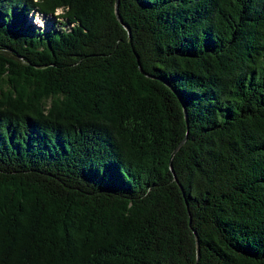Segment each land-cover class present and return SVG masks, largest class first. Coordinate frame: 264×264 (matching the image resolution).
<instances>
[{"label":"trees","instance_id":"obj_1","mask_svg":"<svg viewBox=\"0 0 264 264\" xmlns=\"http://www.w3.org/2000/svg\"><path fill=\"white\" fill-rule=\"evenodd\" d=\"M117 11L0 0V264H264V0Z\"/></svg>","mask_w":264,"mask_h":264},{"label":"water","instance_id":"obj_2","mask_svg":"<svg viewBox=\"0 0 264 264\" xmlns=\"http://www.w3.org/2000/svg\"><path fill=\"white\" fill-rule=\"evenodd\" d=\"M117 6H118V0H116V16H117L118 20L122 23V20H121V18H120V15H119V13H118V11H117ZM125 27H126V26H125ZM126 29L128 30L127 27H126ZM183 142H184V140H182V141L176 146V148L173 150V152L171 153V157H170V160H169L170 168L172 167V166H171V158H172V156L174 155V153L180 148V146L183 144ZM196 240H197V236H196ZM198 256H199V246H198V243H197V258H198Z\"/></svg>","mask_w":264,"mask_h":264},{"label":"rangeland","instance_id":"obj_3","mask_svg":"<svg viewBox=\"0 0 264 264\" xmlns=\"http://www.w3.org/2000/svg\"><path fill=\"white\" fill-rule=\"evenodd\" d=\"M34 21L38 24V25H42V27H46V25H47V22H44V20H43V18H39V16H36L35 18H34Z\"/></svg>","mask_w":264,"mask_h":264}]
</instances>
